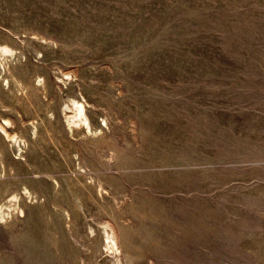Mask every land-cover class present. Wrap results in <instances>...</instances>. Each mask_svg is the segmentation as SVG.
I'll list each match as a JSON object with an SVG mask.
<instances>
[{"label": "rangeland", "instance_id": "374dc122", "mask_svg": "<svg viewBox=\"0 0 264 264\" xmlns=\"http://www.w3.org/2000/svg\"><path fill=\"white\" fill-rule=\"evenodd\" d=\"M3 43L0 264H115L104 222L122 264H264V0H0Z\"/></svg>", "mask_w": 264, "mask_h": 264}, {"label": "bare ground", "instance_id": "6f19581e", "mask_svg": "<svg viewBox=\"0 0 264 264\" xmlns=\"http://www.w3.org/2000/svg\"><path fill=\"white\" fill-rule=\"evenodd\" d=\"M14 56V51L11 46L8 44H0V65L2 64L3 61H5V64H9L10 59ZM63 74H67L68 72H63ZM60 79V78H59ZM72 103L67 106V110H65L64 114L66 117V123L70 127L77 126L78 128H83L86 130H89L90 133L96 132L97 129H93L91 127V123L89 121V118L86 113V107L85 104L77 98H72ZM8 121V119H5ZM0 128L4 131L5 135L7 137L14 138L15 141H17V137L15 136L16 134H10L7 132L5 126L0 123ZM15 197V196H14ZM8 207V206H7ZM2 208V207H1ZM22 211V210H21ZM0 217L4 216V210L0 212ZM4 219V218H3ZM104 229H105V238H106V247H107V252L109 251L111 254L114 255L115 257V264H122L120 261L119 255L121 253V250L119 249V245L117 243L116 235L111 228L109 223L104 222ZM110 226V229L107 227Z\"/></svg>", "mask_w": 264, "mask_h": 264}]
</instances>
